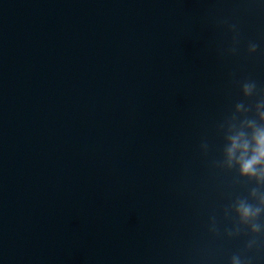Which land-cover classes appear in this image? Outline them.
I'll use <instances>...</instances> for the list:
<instances>
[{"label":"water","instance_id":"obj_1","mask_svg":"<svg viewBox=\"0 0 264 264\" xmlns=\"http://www.w3.org/2000/svg\"><path fill=\"white\" fill-rule=\"evenodd\" d=\"M0 264H264V0H0Z\"/></svg>","mask_w":264,"mask_h":264},{"label":"clouds","instance_id":"obj_2","mask_svg":"<svg viewBox=\"0 0 264 264\" xmlns=\"http://www.w3.org/2000/svg\"><path fill=\"white\" fill-rule=\"evenodd\" d=\"M257 47H258V45H256L255 43H251L250 50L251 51H255L257 49ZM251 86H254V85H251ZM251 86L246 85L245 87L247 88V87H251ZM252 162L253 161H247V162H245L244 167H245L246 170L247 169H250ZM248 211H249V209H245V214H247Z\"/></svg>","mask_w":264,"mask_h":264}]
</instances>
